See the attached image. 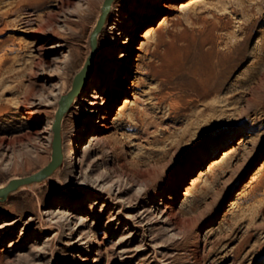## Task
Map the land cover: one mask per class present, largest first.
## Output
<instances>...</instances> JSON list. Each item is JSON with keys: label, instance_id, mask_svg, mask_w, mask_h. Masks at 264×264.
<instances>
[{"label": "rangeland", "instance_id": "1", "mask_svg": "<svg viewBox=\"0 0 264 264\" xmlns=\"http://www.w3.org/2000/svg\"><path fill=\"white\" fill-rule=\"evenodd\" d=\"M20 1L0 0V139L14 142L8 154L0 147V185L50 162L54 133L48 124L59 107L52 84L60 89L55 94L71 89L91 52L104 0L85 24L81 11L66 22L50 19L59 0L26 3L28 10L19 9ZM188 1H170L171 10L158 12L152 23L155 30L140 38L144 48L127 82L131 94L122 93L115 104L112 130L97 142L79 141L78 166L69 168L71 142L88 125L81 103L70 107L62 165L0 201V227L10 224L0 232V264H264V0ZM145 2L128 0L123 12L135 11L140 31L149 25L139 17ZM25 14L29 21L18 24ZM47 20L58 28L56 36ZM58 40L63 47L52 48ZM108 46L102 36L94 71H103ZM39 56L44 64L37 67ZM57 59L62 68L52 82L47 72ZM107 89L101 82V91ZM41 96L47 105H35ZM26 98L31 109L18 104ZM212 159L219 161L213 170ZM142 166L160 168L159 176L134 175L132 167ZM64 200L71 203L61 208ZM164 204H175L180 215L196 207L199 225L172 230L161 213Z\"/></svg>", "mask_w": 264, "mask_h": 264}, {"label": "bare ground", "instance_id": "2", "mask_svg": "<svg viewBox=\"0 0 264 264\" xmlns=\"http://www.w3.org/2000/svg\"><path fill=\"white\" fill-rule=\"evenodd\" d=\"M44 1L45 0H22V1H20V5H19L20 8L19 9L20 10L21 9L28 10L29 8H28V5L26 3L30 4L31 2H34L37 5H41ZM119 1H120V3H116L114 1H112L111 5H110L109 13H108L106 20L104 22V25L102 27L103 30H102V32L100 31L101 33L100 32L98 33L97 50H98V42H99V40H101L102 36H105L107 38V43L109 45L108 47H106V51H105L104 56H103L104 57V61H103V65H102L103 68L101 67V69L103 71L102 72L94 71L95 68L94 67L91 68V66H92V64H91L90 68L88 69V71L86 73V77H87L86 83L79 88V90L76 94H74L72 101L70 103V107H72V106L74 107V106H76V104L81 103V107H82V109H84L86 111L85 115H87L85 123H88V125L82 129V131H83L82 137L71 142V148L69 149V153H70L69 160L72 163L69 164L68 167L72 168V169H74L73 167L78 166V156L76 155V153H77V150L80 147H82V145L79 144V141L89 139V142L90 141L97 142V141L101 140L100 139L101 133H108L114 127V124H111L113 121L112 122L110 121V118H111L110 114L113 112V110L115 108V104L120 99V95H122V93L131 94V93H128V91H127V89H128V85H127L128 76H130L131 69L134 68V65H135L134 59H137V58H135L136 53L139 50H141L142 48H144L143 43L139 44V40H140V38L146 37V35H148L149 33H151L152 31L155 30V28L152 27L151 25L154 22L155 18L157 17L158 12L164 11V10L165 11L171 10V5L169 4V2L174 1V0H158V1L147 0V2L144 3L145 5H147L148 8H145L146 11L142 12L141 16H139V17L147 18L148 22H149V25L142 30L144 32L140 31L139 27L136 26L137 24H140L141 21L137 22V20L134 18L135 11H132V13H130V14H123V12L126 10V3H128V0H119ZM195 1H198V0H189L188 2L190 4H192ZM98 2H99V0H59V4H57V11L55 10L57 15L56 14L51 15L50 19H54L55 17L58 16L61 18V20L58 17L56 19H58L59 21H65L66 22V21H68V19L71 18L72 15H74L76 13V11H81L82 23L85 24V21L87 20L88 15H90L89 11L91 10V8L95 7L98 4ZM105 2H106V0L103 1L99 18L102 14ZM33 6L34 5H32V7ZM97 10H98V12L100 11L99 9H97ZM51 13H53V12H51ZM28 15L29 14H25L24 16L20 17L18 20V24L25 23V22L29 21ZM99 18L97 20V23L99 21ZM110 19L111 20L113 19V22H112L113 25L109 27L108 22ZM122 20H124V21H122ZM165 20H167L166 16L163 18V20L158 25H162ZM46 23H47L46 25L50 28L49 30L52 31L51 34L53 36H56L59 33V30L54 25V22L52 20H47ZM97 23H96V25H97ZM4 28L5 27H3V29ZM95 28H96V26H95ZM106 28H107V30H106ZM42 29L43 28H41V30ZM93 31H92V33H93ZM77 33H78L77 30L71 31L72 35L77 34ZM92 33L90 35V44H91ZM53 47L54 48H59V47L62 48L63 44L61 43V41L58 40L57 42H55V45L52 46V48ZM91 52H92V45H91ZM96 53H97V51H96ZM63 58H64V54H63ZM94 58H95V56H94ZM94 58H93V60H94ZM62 62L63 61L60 59H57L53 62L55 65L54 68L52 70H50L51 72H47V75L49 76L50 81L54 82L56 77H58L60 75L59 73H60L61 68H62L60 63H62ZM86 62H87V60H86ZM86 62H85V64H86ZM34 63L37 67H40L42 64H44V59L39 56ZM92 63H93V61H92ZM85 64H84V66H85ZM118 64H119V69L117 70V75H116V78L114 79L113 78L114 77V70L116 69V66ZM84 66L75 75L73 82H72V87L68 91V93L58 94L59 92L58 93L56 92L57 94H55L54 91L56 88H58V84H56V83L52 84L53 94H51V95L52 96L58 95L57 98H58V104H59L58 106L59 107H60V103L62 101V98L72 91V89L74 87V81H75L76 77L82 73ZM101 82L106 83L107 87L109 89H107L105 91H101ZM58 90H60V89L58 88ZM31 91L32 92L30 95H33V96L37 95L33 92V89ZM45 97L46 96L36 97L35 100H38L37 101L38 103L35 105H38V104L47 105L48 103L47 104L45 103L47 100ZM35 102L36 101H34L33 103H35ZM129 102H130V100H128V98L126 97L124 102H123V107L120 109V112L122 114H125L124 111H125L126 106ZM18 104L21 106H24L26 109H31V105H33L30 103L29 98H26L25 100L20 101ZM59 107H58V109H59ZM28 113H32V112L30 111ZM98 116H99V119H96V117H98ZM63 120H64V118H63ZM63 120H62V125H63ZM54 121L55 120H53L51 122V124H48V125H50L49 128L51 129V131H53ZM91 128H95V131L90 132L89 129H91ZM44 129H46V127ZM6 137L0 139V147L2 150H4L5 154H8V152L13 148L14 142L12 141L13 138H10L11 139L10 140V139H7ZM49 138H50V136H49ZM16 140H15V142H17ZM113 148H114V155H115L117 153L116 151L118 149V146L114 145ZM52 150H53V148H52ZM12 151H13V149H12ZM232 151H233V148H231L229 150H227V149L223 150V157L227 158ZM14 155L15 154H13V157H14ZM11 156H12V154H11ZM218 162H219L218 160L212 159L210 161V165H208L209 166L208 169L213 170V168L218 166V164H219ZM221 168H225V166L221 165ZM132 170L135 174L132 173L131 175L134 174V175H138L140 177L150 178V179H155L160 174V168H158V167H153L151 169H146V170H143V166H142V170L138 169V168L134 169L132 167ZM201 173H203V172H201ZM255 176H256L255 174L252 176L250 182L255 180L254 179ZM127 177H129V176H127ZM17 178H19V177H17ZM13 179H16V178H13ZM99 179L101 181H104L103 177L98 176L97 180H99ZM197 179L198 178H194L192 183H195V181ZM94 182H96V181H94ZM113 183L114 182H112V184L107 185V186L105 185L107 187V190H108V191H106V193H108V194L112 193V188H113V186H115ZM128 183H129V185L131 184V186L128 187V190L130 191L131 190L130 188L133 186V184L130 181H128ZM6 185H0V188L5 187ZM190 187L191 186L187 187L186 194H188L190 192L189 191ZM25 188H26V186L21 188V189H25ZM118 189L120 190V188H118ZM118 193H121V191H119ZM148 193H149V188L145 189L144 193L140 194L139 199L142 200L143 199L142 197ZM174 198L176 200L178 198V194H176L174 196ZM0 201H2V200H0ZM69 203H71V202L64 200L61 204V208H62V206L69 204ZM174 205L167 206V204H164L165 208L161 211L163 216H165L164 221L169 226H171L172 230H174V231H184V230L185 231H192L194 229V226L199 225L198 222L200 221V219H199V216L196 212V209H197L196 207L192 206V207H190L189 210H187V211H189V213L185 212V214L180 215L175 210ZM157 208L161 209L159 207H157ZM65 215L66 214H64V216ZM77 217H79L80 220L81 219L85 220L84 216L79 215ZM8 225H10V224H8L6 222V224L1 226L0 232L3 231V229H4L3 227H7ZM182 233H180V234H182ZM188 233H191V232H188ZM184 234H185V232H184ZM174 235H176V234H174ZM95 242H96V240L94 239L92 241V244H91L92 247L95 244ZM160 247H163V246H160ZM170 262H168V263H170Z\"/></svg>", "mask_w": 264, "mask_h": 264}, {"label": "water", "instance_id": "3", "mask_svg": "<svg viewBox=\"0 0 264 264\" xmlns=\"http://www.w3.org/2000/svg\"><path fill=\"white\" fill-rule=\"evenodd\" d=\"M112 1L114 0H106L104 4L102 14L91 36L92 52L90 53L87 59V62L82 70V73L76 77L72 91L62 98L60 107L56 113L55 121L53 124V132H54L53 141H52L53 152L50 162L44 168H42L36 173H33L26 177H20L10 180L5 187L0 188V200L5 201L10 193L17 191L25 186H29L31 184L44 181L62 165L64 161L62 120L64 118L65 113L70 108V103L72 101L74 94H76L79 88L86 83L87 80L86 73L92 64L93 58L96 55V51H97L98 33L102 30L106 17L109 13L110 5Z\"/></svg>", "mask_w": 264, "mask_h": 264}]
</instances>
